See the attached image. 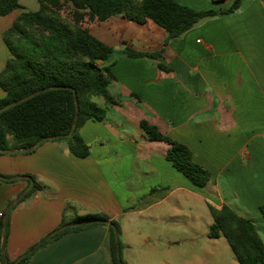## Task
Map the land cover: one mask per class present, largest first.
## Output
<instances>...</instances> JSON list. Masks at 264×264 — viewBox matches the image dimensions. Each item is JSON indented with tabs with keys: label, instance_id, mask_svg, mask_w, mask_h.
Returning a JSON list of instances; mask_svg holds the SVG:
<instances>
[{
	"label": "crops",
	"instance_id": "obj_1",
	"mask_svg": "<svg viewBox=\"0 0 264 264\" xmlns=\"http://www.w3.org/2000/svg\"><path fill=\"white\" fill-rule=\"evenodd\" d=\"M176 1L204 11L227 0ZM109 20L119 26L116 42L95 36L98 22L90 32L120 52L165 49L157 62L166 70L154 60L118 55L110 92L119 104L99 100L107 107L106 119L89 121L79 131L90 157L77 158L66 142L54 140L31 152L0 154V175H28L39 185L10 212L8 262L60 227L64 216L105 215L120 226L124 264H239L222 255L225 238L209 237L213 219L204 210L227 205L256 227L264 222V0H244L237 13L203 21L167 46L166 30L151 20ZM0 49L1 73L9 51L5 43ZM142 120L188 146L194 161L213 174L211 183L198 188L177 171L167 160L170 145L150 141ZM29 184L0 181V220ZM190 231L198 235L190 237ZM185 244L203 258L181 254ZM28 264H114L110 232H68Z\"/></svg>",
	"mask_w": 264,
	"mask_h": 264
},
{
	"label": "trees",
	"instance_id": "obj_2",
	"mask_svg": "<svg viewBox=\"0 0 264 264\" xmlns=\"http://www.w3.org/2000/svg\"><path fill=\"white\" fill-rule=\"evenodd\" d=\"M22 1L0 0V17L24 9ZM38 1V11H22L2 35L9 58L0 73V88L5 92V97L0 99V109L38 91L61 88L48 90L0 114V149L27 148L41 138L68 135L76 115L75 91L79 103L77 127L70 138L54 141L66 142L69 152L80 159L91 155L90 146L81 137L80 129L89 121L102 122L107 117V107L99 100L106 104H119V99L110 92V86L116 80L112 68L118 55L154 60L160 69L166 70L162 63L157 62L165 49L147 53L131 48L117 51L90 32L95 22H105L113 17H123L139 24L151 20L166 30L164 46H167L171 40L182 37L203 21L237 13L244 3V0H233L226 9L197 11L176 0ZM99 61L103 64L98 65ZM140 127L150 141H164L170 145L167 160L193 185L206 188L211 183L213 174L194 161L188 146L165 135L159 127L146 120L141 121ZM38 187L35 183L23 199L30 197ZM208 208L213 219L209 237L225 238L239 264H264V241L254 222L227 205L217 208L208 204ZM260 212L264 218V205ZM6 213L7 210L0 220V235L4 232ZM93 219L109 220L105 215L71 219L64 216L60 226ZM112 223L120 234L119 224L115 220ZM93 227L108 228L113 263L119 264L113 229L104 224L69 228L19 264H28L40 249L62 235ZM6 230H9V221ZM0 263L6 264L1 250Z\"/></svg>",
	"mask_w": 264,
	"mask_h": 264
},
{
	"label": "water",
	"instance_id": "obj_3",
	"mask_svg": "<svg viewBox=\"0 0 264 264\" xmlns=\"http://www.w3.org/2000/svg\"><path fill=\"white\" fill-rule=\"evenodd\" d=\"M103 62L99 61L98 65H102ZM61 87H51L48 89H44L41 91H38L28 97H25L23 99H20L16 102H13L5 107H3L2 109H0V114H2L3 112H5L6 110L21 104L31 98H33L34 96H37L41 93H44L48 90H55ZM74 91V89H73ZM75 94V100H76V115H75V120H74V124L72 127L71 132L68 135H62V136H55V137H45V138H41L39 141H37L33 146L31 147H27V148H21V149H0V153H6V154H16V153H27V152H31L34 151L38 146H40L43 142L45 141H49V140H58V139H63V138H70L73 134L74 131L77 127V123H78V115H79V103H78V98H77V94L74 91ZM17 180H29L30 184L29 186L16 198L12 201V203L10 204L8 211L6 213V216L4 218V233H3V237H2V242H1V253L3 256V259L5 261L6 264H19L22 260H24L25 258H27L29 255H31L32 253H34L35 251H37L42 245H44L46 242H48L50 239H52L54 236L58 235L59 233L69 229V228H76V227H83V226H88L91 224H104L107 226L112 227L113 229V233H114V238H115V246H116V251H117V260L119 264H123L122 261V256H121V244H120V235L118 232L117 227L112 223V221L110 220H104V219H93L90 221H86V222H80V223H68L66 225L60 226L57 229H55L54 231L50 232L49 234H47L45 237H43L40 241H38L34 246H32L30 249H28L25 253H23L14 263H9L8 262V258L6 255V240H7V230H6V226H7V222H8V217L10 215V212L13 208V206L20 201L21 199H23L24 196H26L30 190L33 188L34 186V179L31 176L28 175H20V176H15V177H6L3 175H0V181L3 182H14Z\"/></svg>",
	"mask_w": 264,
	"mask_h": 264
},
{
	"label": "rangeland",
	"instance_id": "obj_4",
	"mask_svg": "<svg viewBox=\"0 0 264 264\" xmlns=\"http://www.w3.org/2000/svg\"><path fill=\"white\" fill-rule=\"evenodd\" d=\"M233 0H227V1H220L218 3H212V8L214 9H226L228 8L231 4H232ZM21 4L23 5L24 9H20L18 11H15L14 13L8 15V16H4V17H0V46H3V39H2V32L3 30H6V28L8 26H10L12 24V21L14 20V18L21 13L22 11H38L39 10V1L38 0H23L21 2ZM94 30L93 32H95V36H102L103 35H107L111 38H113L115 41H111L116 42V34L117 33V28L119 27L118 25H115L114 23H112L110 20L106 21V22H98L94 25ZM92 32V31H91ZM115 44V43H114ZM117 51H119V49H116ZM1 52V49H0ZM204 212L206 213V217H209L210 219H212L211 213H209L207 210H204ZM262 216H260L261 218ZM257 229L258 232L260 234V236L262 237L263 241H264V222L259 220L257 221ZM189 236L191 237L192 235H198L197 233H195L194 231H190ZM200 234H202V231H199V236ZM201 237V236H200ZM224 241H226L224 239ZM223 245L225 247V252L222 253L223 256L225 257H229L231 260L232 258H235V255L232 251V249L230 248L229 244H227V242H223ZM178 251L183 254L184 256L187 255H192V253H197L200 257V259L203 258V254L200 253L197 249H192L191 245L185 244L182 245ZM176 254V250H173L171 252V257L175 256ZM219 254V253H217Z\"/></svg>",
	"mask_w": 264,
	"mask_h": 264
}]
</instances>
